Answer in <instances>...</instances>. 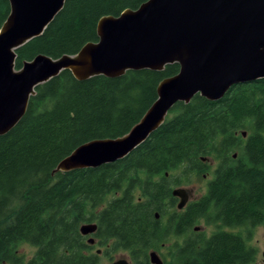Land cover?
Listing matches in <instances>:
<instances>
[{
  "label": "trees",
  "instance_id": "1",
  "mask_svg": "<svg viewBox=\"0 0 264 264\" xmlns=\"http://www.w3.org/2000/svg\"><path fill=\"white\" fill-rule=\"evenodd\" d=\"M145 1L65 0L43 33L15 51V70L37 55L75 54L97 41L99 19ZM9 11L0 0V28ZM178 70L171 64L84 81L63 71L36 87L24 116L0 136V264H99L121 253L130 264H151L150 252L162 264L255 263L241 232L264 225V79L234 86L219 101L196 95L175 104L122 160L54 173L81 144L129 132L156 100L158 84ZM202 159L217 163L207 193L178 211L171 192L205 171ZM202 220L217 230L194 231ZM82 223H96L101 255L80 235ZM23 245L35 249L26 262L17 252Z\"/></svg>",
  "mask_w": 264,
  "mask_h": 264
},
{
  "label": "water",
  "instance_id": "2",
  "mask_svg": "<svg viewBox=\"0 0 264 264\" xmlns=\"http://www.w3.org/2000/svg\"><path fill=\"white\" fill-rule=\"evenodd\" d=\"M8 2L9 15L0 28V136L24 116L36 87L63 71L84 81L94 76L119 78L127 71H162L171 64L179 67L177 74L158 84L156 100L129 132L81 144L58 162L54 173L122 160L162 125L175 104H188L196 95L219 101L234 86L264 79V0H147L134 10L99 19L97 41L75 54L56 59L37 55L19 70L14 68L15 51L43 33L65 0ZM188 194L185 188L172 190L178 211L185 208ZM96 229V223H82L78 231L92 246ZM148 256L151 264H162L156 252ZM111 264L130 263L120 258Z\"/></svg>",
  "mask_w": 264,
  "mask_h": 264
},
{
  "label": "rangeland",
  "instance_id": "3",
  "mask_svg": "<svg viewBox=\"0 0 264 264\" xmlns=\"http://www.w3.org/2000/svg\"><path fill=\"white\" fill-rule=\"evenodd\" d=\"M212 169L213 168H210L209 165L202 174L190 176V181L188 182V184L182 186L181 188L193 190L195 197L203 195L206 190V183L208 179L209 180L212 179L213 176ZM206 173H209L210 175L209 178L205 180L202 177V175ZM197 227H199L200 232H202L206 236L211 235L213 232L217 230V228L214 225H206L203 220L197 224ZM241 233L246 238L248 245L256 250V260L254 264H264V258L262 256L264 252V225L250 229L249 234L245 231H242ZM173 244H174V240L170 239L169 242L167 243V248L170 249L173 246ZM104 248H105L104 246L102 247L95 246L93 247L92 252H95L97 249L103 250ZM17 252L23 255L24 261L26 262L33 256L35 249L30 246L23 245L18 249ZM162 253L166 254L167 250L163 251ZM120 258H126V260L129 261L128 255L125 253H121L115 255L112 260L101 257L99 260V264H111L113 261L118 260Z\"/></svg>",
  "mask_w": 264,
  "mask_h": 264
},
{
  "label": "flooded vegetation",
  "instance_id": "4",
  "mask_svg": "<svg viewBox=\"0 0 264 264\" xmlns=\"http://www.w3.org/2000/svg\"><path fill=\"white\" fill-rule=\"evenodd\" d=\"M238 151V150H237ZM231 158L233 159V160H236L237 159V153L235 152V153H233L232 155H231ZM203 162H205V163H208L209 165H210V168H213L212 170H213V172H212V175L214 176V171H215V169H216V165H217V163H216V161H212V160H203ZM208 165V166H209ZM209 173H206V174H203L202 175V177L206 180V179H208L209 178ZM213 176H212V179H213ZM212 179H208V181H207V183H206V190H205V192H204V194L203 195H200V196H198V197H195L194 196V193H193V190H189V199H188V201H187V203H186V206L187 205H189V204H191V203H196L197 201H199L202 197H204L205 195H206V193H207V185H208V183L212 180ZM176 199V198H175ZM177 202H178V199H176V204H177ZM185 206V207H186ZM177 210V209H176ZM200 231V230H199ZM85 237V236H84ZM87 239H88V237H86ZM181 239V242H183L186 238L185 237H181L180 238ZM178 244H179V242H178ZM95 246H97L96 245V241H95V243L92 245V247H95ZM97 250H100V253L99 254H97L98 256L99 255H101V253H102V250L101 249H97ZM96 250V251H97ZM95 251V252H96ZM262 256H263V258H264V252H263V254H262ZM129 263H130V261H129Z\"/></svg>",
  "mask_w": 264,
  "mask_h": 264
}]
</instances>
